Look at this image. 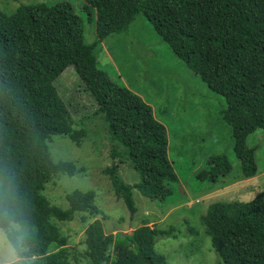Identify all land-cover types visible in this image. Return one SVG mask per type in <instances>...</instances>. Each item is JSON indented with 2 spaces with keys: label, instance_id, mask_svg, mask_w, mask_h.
Segmentation results:
<instances>
[{
  "label": "trees",
  "instance_id": "obj_1",
  "mask_svg": "<svg viewBox=\"0 0 264 264\" xmlns=\"http://www.w3.org/2000/svg\"><path fill=\"white\" fill-rule=\"evenodd\" d=\"M80 12L67 0L20 2L11 14L0 6V229L28 259L22 264H169L155 245L158 237L176 236L175 227L148 221L131 233H106L95 219L85 230L84 251L67 246L56 220L84 212L86 221L100 211L92 189L66 193L67 207L43 193L53 177L76 173L73 162L53 160L51 136L67 135L80 144L86 134L74 127L54 82L74 67L108 125L111 156L140 174L131 185L118 163L105 169L131 216L137 211L134 188L173 202L181 180L168 156L165 124L99 61L97 47L127 31L142 13L175 57L223 97L218 116L230 129L243 177H253L257 148L248 140L258 129L264 133V0H82ZM84 18L95 24L92 43L84 37ZM231 171L228 155L215 153L190 180L215 184ZM201 221L224 264H264V192L249 201L214 202Z\"/></svg>",
  "mask_w": 264,
  "mask_h": 264
},
{
  "label": "rangeland",
  "instance_id": "obj_2",
  "mask_svg": "<svg viewBox=\"0 0 264 264\" xmlns=\"http://www.w3.org/2000/svg\"><path fill=\"white\" fill-rule=\"evenodd\" d=\"M52 0H0L1 8L14 12L20 2L35 3ZM69 1L75 13L81 14L82 0ZM85 40L95 39V24L84 18ZM99 61L110 77L123 84L148 102L158 120L166 126L168 156L180 183L173 187V202L168 204L144 196L137 188L133 197L136 213L126 206L117 194L105 169L118 163L123 179L134 185L140 174L121 157L113 159L108 125L96 113V101L87 91L72 65L55 80L54 85L76 129H85V136L77 144L67 135L55 134L49 140L53 160L74 163L72 176L53 177L46 183L44 194L61 207L68 206L66 193L74 189L95 191V203L100 213L86 221L79 212L71 221L56 220L67 246L84 251L87 226L100 219L106 233L128 232L148 221L161 228L175 227L176 236L158 237L156 250L169 264H224L211 246L201 217L208 206L217 201H249L264 192V133L258 129L251 134L248 144L255 146L258 170L255 176L244 178L239 161L233 153V142L227 123L218 116L223 97L212 93L205 83L195 77L187 66L175 57L168 44L154 32L141 13L127 31L110 35L101 43ZM119 149H123L119 146ZM226 153L232 171L217 183H200L190 177L205 168L209 155ZM0 264H22L27 258L18 255L9 242L6 231L0 229ZM82 259V257H79Z\"/></svg>",
  "mask_w": 264,
  "mask_h": 264
},
{
  "label": "clouds",
  "instance_id": "obj_3",
  "mask_svg": "<svg viewBox=\"0 0 264 264\" xmlns=\"http://www.w3.org/2000/svg\"><path fill=\"white\" fill-rule=\"evenodd\" d=\"M0 250H2V248H0Z\"/></svg>",
  "mask_w": 264,
  "mask_h": 264
}]
</instances>
